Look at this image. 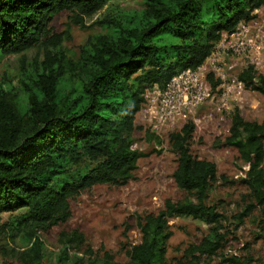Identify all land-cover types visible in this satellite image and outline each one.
Masks as SVG:
<instances>
[{
	"label": "trees",
	"instance_id": "16d2710c",
	"mask_svg": "<svg viewBox=\"0 0 264 264\" xmlns=\"http://www.w3.org/2000/svg\"><path fill=\"white\" fill-rule=\"evenodd\" d=\"M111 5V0H0V61L20 55L15 79H0V216L9 214L6 222L0 219V241L21 242L20 249H9L20 264H42L37 233L70 219L71 198L96 185L121 187L133 179L144 154L132 149L131 135L145 92L201 66L223 35L255 18L264 0H141V9L117 13ZM62 12L70 24L56 34L51 23ZM100 12L94 23L99 32L78 55L70 54L63 47L70 25L84 27ZM31 50L36 56L27 61ZM238 81L264 97V76L252 65ZM209 82L213 89L219 84L212 76ZM194 129L188 122L168 137L176 156L172 178L186 197L138 217L141 238L127 251V264L251 261L220 252L226 242L220 234L223 216L216 203H208L217 169L191 154ZM222 146L235 149L247 166L232 184L245 187L254 204L239 219L257 209L264 224V120L248 122L234 110ZM176 218L199 220L210 231L170 261L169 222ZM65 238L82 236L75 231ZM86 264L121 263L105 252Z\"/></svg>",
	"mask_w": 264,
	"mask_h": 264
},
{
	"label": "rangeland",
	"instance_id": "374dc122",
	"mask_svg": "<svg viewBox=\"0 0 264 264\" xmlns=\"http://www.w3.org/2000/svg\"><path fill=\"white\" fill-rule=\"evenodd\" d=\"M111 4L115 13L142 8L141 0H111ZM101 13L86 19L84 27L70 25V37L63 43L70 54L78 55L87 38L99 32V27L94 23ZM254 15V19L245 23L249 29L246 36L258 42L261 40L263 47L258 56L253 52L238 55L218 50L226 79L238 80V75L249 65L258 75L264 76V5ZM69 24V14L62 12L53 17L51 26L54 33L62 34ZM225 37L223 35L221 40ZM35 56V50L25 54L27 61ZM19 58L20 55H10L0 61V79L6 78L9 82L15 79L20 67ZM231 98L230 110L226 113L214 112L216 99L207 101L188 120L169 124L157 134L149 130L140 111L135 117L138 129L131 135V141L132 149L143 153L144 157L138 160L133 179L121 187L96 185L71 198L70 219L37 233L44 246L42 264H86L89 258H101L105 252L115 262L127 264V251L141 238L138 217L156 214L166 200L176 202L186 197L172 178L176 156L168 137L188 122L195 126L190 141L191 154L214 163L217 169L218 178L211 186L208 203H216L223 216L220 234L226 242L220 252L227 257L238 256L242 261L251 259L249 264H264V224L260 213L253 209L251 214L239 219V213L254 203L245 187L232 184L245 176L247 166L235 149L222 146L229 134L234 110H238L245 121L261 123L264 120V97L241 84L235 88ZM8 218L9 214L0 216L1 222H6ZM169 225L173 233L168 241L167 258L170 261L180 258L184 249L199 243L210 231L208 225L191 218H176ZM75 231L82 238H70V242H64L67 241L65 237L69 238ZM3 244L6 246L3 252L0 250V264H20L9 249H20L21 242L0 241V247ZM219 259L220 256L214 261L218 262Z\"/></svg>",
	"mask_w": 264,
	"mask_h": 264
},
{
	"label": "built area",
	"instance_id": "2783aa9c",
	"mask_svg": "<svg viewBox=\"0 0 264 264\" xmlns=\"http://www.w3.org/2000/svg\"><path fill=\"white\" fill-rule=\"evenodd\" d=\"M248 27L241 23L232 34L226 35L214 48L211 55L198 68L187 69L173 76L163 88L154 86L144 94L145 102L141 115L152 133H159L164 127L188 120L196 109L207 101H215L214 112L226 113L235 88L241 85L237 78L226 79L220 66L221 53L250 54L258 56L263 43L261 40L248 39ZM209 76L219 81L213 89ZM216 91V92H214ZM219 92V94H218Z\"/></svg>",
	"mask_w": 264,
	"mask_h": 264
}]
</instances>
